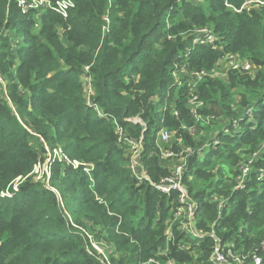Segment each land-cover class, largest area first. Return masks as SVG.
I'll use <instances>...</instances> for the list:
<instances>
[{
	"label": "trees",
	"instance_id": "16d2710c",
	"mask_svg": "<svg viewBox=\"0 0 264 264\" xmlns=\"http://www.w3.org/2000/svg\"><path fill=\"white\" fill-rule=\"evenodd\" d=\"M43 1L0 0V264H220L217 245L264 264V3ZM201 27L221 49L192 47ZM227 51L255 71L174 84ZM180 164L186 202L158 189Z\"/></svg>",
	"mask_w": 264,
	"mask_h": 264
},
{
	"label": "built area",
	"instance_id": "2783aa9c",
	"mask_svg": "<svg viewBox=\"0 0 264 264\" xmlns=\"http://www.w3.org/2000/svg\"><path fill=\"white\" fill-rule=\"evenodd\" d=\"M21 5L24 6L25 10L28 7H37L39 9V6H51L50 3H46L43 0H34L32 3L28 4L26 2V0H19ZM228 1V0H227ZM252 1H255L257 3V6L259 7L261 4L264 3V0H247L243 6H247L248 4ZM70 4L69 1L63 2L60 4V8L61 10H63L64 8L67 7V5ZM228 6L229 3H227ZM44 7V9H45ZM43 9V10H44ZM40 10V9H39ZM42 10V11H43ZM192 47L198 45V44H203L205 46H214L217 49H221V45L219 43H217V37L215 35V33L213 32L212 29L208 28V27H201L196 29L193 32L192 35ZM190 50V49H188ZM226 57L228 59V66H229V71L230 70H235V71H240L242 73H253L254 72V65L252 64L251 61L247 60V59H242L239 57V55L236 52L230 51L227 52ZM180 64H175V70L173 73V79H174V84H180L183 81H186L189 86L191 87L192 85L194 86L195 83L197 81H200L203 78H206L208 76L210 77H214V74L211 71H208V69H202V70H196L193 73L192 78L189 80L185 79L182 76H178L176 74V70L177 68L180 69V71H184L186 72L188 68H186V65L184 62H179ZM179 72V71H178ZM0 81H2V78L0 77ZM192 81H194L195 83H192ZM193 91V90H192ZM201 103H199L200 105ZM198 105V106H199ZM160 140L162 141H168L169 139V132L165 129H162L159 133V137ZM212 148L211 145H208ZM208 147V148H210ZM55 153L58 154V151L55 150ZM174 153L172 151H164L163 152V157H173ZM252 162L253 160L250 159L249 161H245L244 163H241V165H239L238 168V176L236 178V185H235V189H244V182L247 180L248 176L250 175V172L252 171ZM41 164V163H40ZM39 164V165H40ZM37 165V167L39 166ZM76 165H78V163H76ZM37 167L35 168V174L38 173L40 175L41 179L42 177H44V172L49 171V167L48 164L46 162H44L42 170H40L39 172L36 171ZM174 172L173 175L165 178L164 183L158 186V189L160 191H162L164 194H170L172 192H177L178 193V199L180 200V202H186L188 200V193L187 190L185 189V186L182 183V176H183V164L177 165L174 168ZM259 175L261 178H264V170L260 169L259 171ZM137 173V172H136ZM222 204L219 205V208L221 209ZM188 212H189V219L191 220L192 215V210L194 209V205L193 204H189L187 206ZM178 213L180 214L182 212V208L179 207L177 209ZM220 213V211H219ZM194 220V218L191 220V222ZM193 235H200L197 234L196 232H190ZM213 235V234H212ZM204 235L201 234V237H203ZM214 259L216 262L220 263V264H241V260L239 257H235L234 259L238 261V263H235L233 261V259L231 258V251L230 249H226V247H223L221 245H217L216 249H215V255H214ZM261 259L259 257L255 258V263L256 264H261Z\"/></svg>",
	"mask_w": 264,
	"mask_h": 264
},
{
	"label": "rangeland",
	"instance_id": "374dc122",
	"mask_svg": "<svg viewBox=\"0 0 264 264\" xmlns=\"http://www.w3.org/2000/svg\"><path fill=\"white\" fill-rule=\"evenodd\" d=\"M190 1H194V2H203V0H190ZM46 6V5H45ZM45 6H39V9H40V11H41V14H42V10L44 9V7ZM228 6V5H227ZM248 7H250V8H254V9H257V8H259L258 6H257V3L255 2V1H252V2H250L249 4H248ZM13 42L14 43H16L17 42V39L16 38H14V40H13ZM191 45H192V43H191ZM195 47V46H194ZM227 52H230V51H227ZM227 52H223V54L214 62V63H210L209 61H207V59H204L203 60V66H206L207 67V65H211V66H209V67H207V68H203V69H208V71H211L213 74H214V78H222V79H226V77H227V75H228V72H229V66H228V59H227V57H226V54H227ZM208 59H210V58H208ZM185 65H186V68H188L187 69V71L186 72H184V71H180V69H178L177 68V70H176V74L179 76H182V77H184L185 79H191L192 78V76H193V73L196 71V70H202V69H198L199 67H198V64H194L193 65V67L191 68V66H190V62H189V59H187V63H185ZM179 71V72H178ZM254 71H255V68H254ZM174 73V72H173ZM205 78H203V79H201L200 81L202 82L203 80H204ZM200 81H197L196 83L194 82V81H192V83H195V85L193 86H189L190 88H191V90H196V89H198V85H199V82ZM182 83V82H181ZM195 100H194V98L193 99H191V100H189V102H191V104H194L195 102H194ZM197 106L199 105V104H196ZM195 105V106H196ZM163 129H165V130H167L168 132H169V130L168 129H166L165 127L163 128ZM215 131V129L214 128H212V130L209 132V131H204V133L203 134H205V135H207L208 133L211 135V134H213V132ZM173 141V136H172V133L171 132H169V139H168V141H162V140H160L159 138L157 139V143H158V145L161 147V149H162V151L164 152V151H166L165 149H166V145H168V144H170L171 142ZM133 149H134V152L132 153L133 154V161H134V163H135V167H137L138 165H141L142 164V161H141V156H140V154L138 153V151H140V148L139 147H133ZM206 153H207V151H206ZM248 158H250V157H248ZM247 158V159H248ZM162 163L164 164V165H166V166H172V165H174L173 164V160L170 158V157H163V161H162ZM43 164L44 163H41L38 167H37V169H36V171L37 172H39L40 170H42V167H43ZM177 165H175V167H176ZM174 167V168H175ZM229 171V170H228ZM36 176H35V178L36 179H38V180H40L39 178H40V175L38 174V173H36L35 174ZM17 190H18V187H17ZM95 247H97L98 249H100L103 253H105L106 254V251H105V249H103V246L102 245H100V244H98V243H96L95 245H94ZM107 255V254H106Z\"/></svg>",
	"mask_w": 264,
	"mask_h": 264
}]
</instances>
